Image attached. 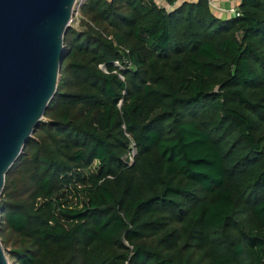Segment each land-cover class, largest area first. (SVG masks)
Wrapping results in <instances>:
<instances>
[{
  "label": "trees",
  "instance_id": "16d2710c",
  "mask_svg": "<svg viewBox=\"0 0 264 264\" xmlns=\"http://www.w3.org/2000/svg\"><path fill=\"white\" fill-rule=\"evenodd\" d=\"M167 4L86 0L67 30L0 197L14 264H264V0Z\"/></svg>",
  "mask_w": 264,
  "mask_h": 264
},
{
  "label": "water",
  "instance_id": "95a60500",
  "mask_svg": "<svg viewBox=\"0 0 264 264\" xmlns=\"http://www.w3.org/2000/svg\"><path fill=\"white\" fill-rule=\"evenodd\" d=\"M77 1L0 0V197L56 93ZM0 264H9L1 242Z\"/></svg>",
  "mask_w": 264,
  "mask_h": 264
},
{
  "label": "rangeland",
  "instance_id": "374dc122",
  "mask_svg": "<svg viewBox=\"0 0 264 264\" xmlns=\"http://www.w3.org/2000/svg\"><path fill=\"white\" fill-rule=\"evenodd\" d=\"M86 0H78L75 7H74V12L73 16L70 22V29H73L75 31H84L86 29V24L89 23L88 20L84 17L83 13L81 12L82 5L85 3ZM186 1H192V0H176V5L186 2ZM240 0H211V11L213 14L216 16L224 19L229 17L228 14L229 11L231 10H237L238 8V3ZM154 2L161 7L162 5L165 6L164 8L170 9V7L167 4V0H154ZM166 4H165V3ZM127 66H130L128 63H126ZM129 153L127 154L126 158L128 161L132 158V155L134 153V147L132 142L130 141L129 146ZM3 247V243L1 244ZM12 248L11 245L6 244L4 245L3 249L5 252V255L8 259L9 264H14L13 262L10 261V256H9V250Z\"/></svg>",
  "mask_w": 264,
  "mask_h": 264
},
{
  "label": "built area",
  "instance_id": "2783aa9c",
  "mask_svg": "<svg viewBox=\"0 0 264 264\" xmlns=\"http://www.w3.org/2000/svg\"><path fill=\"white\" fill-rule=\"evenodd\" d=\"M107 1H109V0H107ZM207 1H208V5H209V7H210V6H211V3H210L211 0H207ZM210 9H211V7H210ZM229 13H230V14H228L229 17L239 16V11H238V9L235 10V11H234V10H231V11H229ZM114 65H115L116 67H120L119 62H115ZM99 69H101V70L104 71V68H103L102 66H99ZM133 156H134V153H133V155H132V158H131L130 161H128V162H132Z\"/></svg>",
  "mask_w": 264,
  "mask_h": 264
},
{
  "label": "crops",
  "instance_id": "0c3cea01",
  "mask_svg": "<svg viewBox=\"0 0 264 264\" xmlns=\"http://www.w3.org/2000/svg\"><path fill=\"white\" fill-rule=\"evenodd\" d=\"M194 1H196V0H192V1H186V2H194ZM165 3V2H164ZM166 4V3H165ZM161 7H165V6H161ZM167 9V8H166Z\"/></svg>",
  "mask_w": 264,
  "mask_h": 264
}]
</instances>
